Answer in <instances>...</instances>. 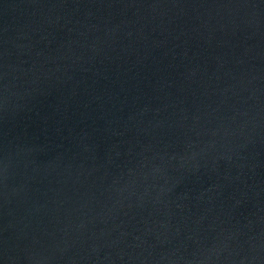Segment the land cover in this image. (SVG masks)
Instances as JSON below:
<instances>
[{"label": "water", "instance_id": "1", "mask_svg": "<svg viewBox=\"0 0 264 264\" xmlns=\"http://www.w3.org/2000/svg\"><path fill=\"white\" fill-rule=\"evenodd\" d=\"M0 264H264V0H0Z\"/></svg>", "mask_w": 264, "mask_h": 264}]
</instances>
